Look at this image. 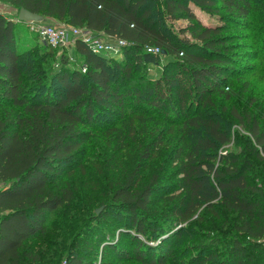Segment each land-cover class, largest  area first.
Returning <instances> with one entry per match:
<instances>
[{
	"label": "trees",
	"instance_id": "16d2710c",
	"mask_svg": "<svg viewBox=\"0 0 264 264\" xmlns=\"http://www.w3.org/2000/svg\"><path fill=\"white\" fill-rule=\"evenodd\" d=\"M0 1L41 14L45 21L128 42L115 56L97 54L79 38L72 46L82 66H71L65 54L52 65L56 49L26 47L21 26L0 12V264H57L30 244L43 239L54 226L53 216L74 200L71 187L53 185L82 166L80 149L91 138L84 127L101 114L119 110L122 125L114 131L122 146L145 133V115L138 117L141 132L134 116H124L130 99L145 110H168L178 124L174 188L163 190L156 178L138 187L137 167L104 210L114 231L104 230L98 242H78L66 264H95L86 258L89 244L102 247V260L112 251L122 260L167 264L184 225L200 222L203 211L234 216L230 246L213 264H264V108L261 101L236 107L230 92L240 65L232 28L251 19L252 0ZM198 9L216 20L205 24ZM179 20L189 26L177 32L170 21ZM151 64H164L163 76H140L145 82L131 86L130 78ZM184 86L193 101L215 106L212 98L218 94L231 104L230 115L249 133L239 152H220L232 141L224 117L211 111L192 114ZM163 131L160 144L174 130ZM247 149L255 160L242 156ZM216 255L212 252L210 259Z\"/></svg>",
	"mask_w": 264,
	"mask_h": 264
},
{
	"label": "rangeland",
	"instance_id": "374dc122",
	"mask_svg": "<svg viewBox=\"0 0 264 264\" xmlns=\"http://www.w3.org/2000/svg\"><path fill=\"white\" fill-rule=\"evenodd\" d=\"M252 2L254 11L251 19L242 27L232 28L237 37L235 47L240 65L234 78L231 79L230 92L233 98L232 102L240 108H244L251 102L260 101L261 108H264V0H252ZM0 9L3 10L2 13L5 16L21 26L26 47L41 49L48 45L40 32L34 30L31 25L19 21V9L1 1ZM196 13L205 24L216 20L202 9L196 10ZM46 21L67 26L65 23L50 18H46ZM170 25L179 32L182 28L189 26V21H170ZM100 37L109 38L105 35ZM55 49L56 56L52 65H55L56 60L65 54L69 58L71 66L78 68L82 66V61L76 58L72 45ZM127 58L132 65V57ZM163 66L164 64L159 66L151 64L149 67L144 65L141 74L135 73L133 78H130L129 84L132 86L145 82L140 76H148L153 80L160 79L164 72ZM115 73L116 76L121 74L118 70H115ZM183 76L185 75L183 74ZM183 88L186 94V103L191 108L192 114L211 111L224 117L225 128L232 141L222 147L220 152L222 153L223 150L225 154L228 150L239 152L244 142L241 143V139L245 140L249 133L230 115L231 104L224 99L223 95L218 94L212 98L215 106L213 103L193 101L190 90L186 86ZM174 101L176 103L177 99L174 98ZM176 107H179V104ZM126 108L125 118L134 116L135 126L139 132L142 130V123L139 122L138 117L145 115L143 119L148 124L144 129L145 133H139L135 141H129L125 146H122L114 131L115 128L122 125L123 118H121L119 110L114 115L101 114L95 124L84 127L90 133L91 138L80 149L82 166L72 167L68 173H64L54 183L55 189L62 186L71 187L74 190V200L69 207H64L53 216L54 226L43 239L30 242L47 261L66 264L68 254L75 250L78 242L82 240L98 242L102 240L104 230L114 231L113 225L104 217V210L111 202L113 192L126 183L137 167H140L138 187H144L153 178H156L163 190L171 191L174 188L177 177V165L174 157L176 148L181 145L178 124L174 119H169L170 112L168 110L163 113L152 108L145 110L146 107L136 106L132 99L129 100ZM223 108L225 110H222ZM168 126L174 131L167 135L164 142L160 144L159 138H157L158 134H162ZM143 154L145 155L143 156ZM242 156L255 160L248 149ZM3 185L0 182V188ZM201 216L203 221L184 225L185 233L172 247L174 259H169L167 264H197L200 259L202 264H213L218 259L219 252L222 255L225 254L226 248L230 246L231 221L234 216L224 213L217 216L214 212L206 211H203ZM223 223L226 228L223 227ZM195 230H201V235L196 234ZM118 234L116 232V237ZM200 245H203L201 252ZM205 245H209L208 249L204 248ZM88 247L91 251L86 252V258L95 264L103 260L109 264H143L135 259L122 260L116 257L112 251H108V255L102 260L100 245L89 244ZM126 248H130L129 245ZM212 252H216L217 255L210 259Z\"/></svg>",
	"mask_w": 264,
	"mask_h": 264
},
{
	"label": "built area",
	"instance_id": "2783aa9c",
	"mask_svg": "<svg viewBox=\"0 0 264 264\" xmlns=\"http://www.w3.org/2000/svg\"><path fill=\"white\" fill-rule=\"evenodd\" d=\"M30 25L34 30L40 32L47 43L54 48L72 45L77 39L81 38L95 53L116 56L120 54L121 48L128 44L125 39L119 37L104 39L84 28L70 25H56L45 20L41 22H32ZM148 50L154 53L161 52L159 48H149ZM84 71L86 70L84 69Z\"/></svg>",
	"mask_w": 264,
	"mask_h": 264
},
{
	"label": "water",
	"instance_id": "95a60500",
	"mask_svg": "<svg viewBox=\"0 0 264 264\" xmlns=\"http://www.w3.org/2000/svg\"><path fill=\"white\" fill-rule=\"evenodd\" d=\"M44 20V16L38 13L31 12L27 9H21L19 11V21L25 23L41 22Z\"/></svg>",
	"mask_w": 264,
	"mask_h": 264
},
{
	"label": "crops",
	"instance_id": "0c3cea01",
	"mask_svg": "<svg viewBox=\"0 0 264 264\" xmlns=\"http://www.w3.org/2000/svg\"><path fill=\"white\" fill-rule=\"evenodd\" d=\"M0 12H3V10H2V9H0Z\"/></svg>",
	"mask_w": 264,
	"mask_h": 264
}]
</instances>
